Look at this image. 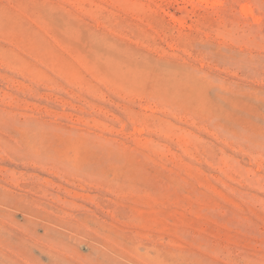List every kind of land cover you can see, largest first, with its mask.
Listing matches in <instances>:
<instances>
[{
	"label": "rangeland",
	"instance_id": "1",
	"mask_svg": "<svg viewBox=\"0 0 264 264\" xmlns=\"http://www.w3.org/2000/svg\"><path fill=\"white\" fill-rule=\"evenodd\" d=\"M0 264H264V0H0Z\"/></svg>",
	"mask_w": 264,
	"mask_h": 264
}]
</instances>
